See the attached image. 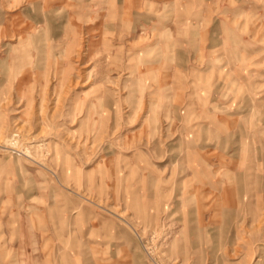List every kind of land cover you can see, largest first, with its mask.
Masks as SVG:
<instances>
[{
	"label": "rangeland",
	"instance_id": "374dc122",
	"mask_svg": "<svg viewBox=\"0 0 264 264\" xmlns=\"http://www.w3.org/2000/svg\"><path fill=\"white\" fill-rule=\"evenodd\" d=\"M114 1L126 10L128 2ZM173 2L157 0L139 9L156 12L157 17L162 10H178L173 20L131 16L123 19L118 33L112 27L102 35L99 29H83L78 49L72 45L78 41L76 34L63 48L70 36L68 20L64 9L54 3L45 8L50 11H43L40 23L26 28L27 36L18 37L11 27L2 31L0 219L4 208L48 207L54 200L66 213L89 207L120 223L144 264H264V195L258 200L259 215H252V221L244 215L233 222L230 228L235 234L230 238L227 227L221 225L204 241L199 237L193 243L187 238L188 201L180 193L181 160L176 157L190 133L180 129L178 113L175 118L163 109L175 106L178 111L191 105L187 108L191 125L197 116L191 110L200 111L212 103L204 97L203 82L194 80L192 60L186 59L182 66L153 65L158 60H184L180 58L183 49L190 48L194 54L211 44L204 52L207 64L211 48L235 49L234 63L243 49L249 59L248 73H260L264 69V0ZM90 3L93 10L105 12L111 5L107 0ZM26 4L27 0H0V24L8 16H20L19 9ZM201 8L205 12L202 30L196 24L199 17L189 16ZM92 21L93 26L96 21ZM91 41L94 50L86 56ZM149 42L165 48L158 58L159 50L145 51ZM69 55L75 56L74 66L63 65ZM181 72L187 74L189 87L178 81ZM25 73H31L32 81L22 80ZM174 84L184 85L178 96L172 91ZM197 84L201 86L195 88ZM4 245L0 236V246ZM11 255H16L14 248Z\"/></svg>",
	"mask_w": 264,
	"mask_h": 264
},
{
	"label": "crops",
	"instance_id": "0c3cea01",
	"mask_svg": "<svg viewBox=\"0 0 264 264\" xmlns=\"http://www.w3.org/2000/svg\"><path fill=\"white\" fill-rule=\"evenodd\" d=\"M90 1L27 0V4L19 9L20 16L7 14L8 17L1 22L0 37L6 27H11L18 37L27 36L26 28H33L40 23L43 11H50L45 8L49 9L53 3L58 9H64L63 14L68 20L67 31L71 37H67L63 48L68 46L67 43L76 34L78 41H73L72 45H77L78 49L79 35L83 29H99L102 35L108 33L112 27L118 33L120 30L117 27L121 22L124 23V18L143 16L158 21L163 18L173 20L179 12L157 11L160 14L158 17L156 12H139V9L148 7L157 0H123L128 2L125 11L121 10L118 3L115 5L114 0H107L111 5L106 12L105 9L93 10ZM163 1L167 3L168 0ZM173 3L176 5L177 0ZM204 14L202 8L189 14L199 17L196 24L201 25V30ZM105 16L112 18L111 21L105 19ZM93 19L96 22L92 26ZM140 25L144 27L143 23ZM148 25L150 27L151 22ZM156 42L159 44V41ZM151 43L145 47V51L159 50L156 53L158 58L161 50L165 48L155 46V42L153 45ZM87 45L86 56L94 50L92 41ZM207 47L197 48L194 54L187 47L189 52L188 49H183L180 57L182 59L183 56L184 60L176 59L171 63L158 60L153 64L182 66L186 59L192 60L191 64L195 66L194 72L191 71L195 74L194 80L203 82L202 86L197 84L195 88L201 86L206 93L204 97L210 98L212 103L200 111L196 108L191 110V113L197 115L191 125L187 118V108L190 110L191 105L178 107V111H175V106L163 109L165 114L171 113L175 118L178 113L182 126L180 129L190 133L184 147L181 143L176 160H181L180 193L188 201L187 218L184 220L185 232L193 243L199 237L204 241L205 238L214 236V228L219 225L227 227L230 238L232 233L235 234V229L230 228L233 222L244 218V215H248L252 221V215H259L262 208L258 200L264 195V69L261 68L260 73H248L249 59L246 54H242L243 49L237 52L238 62L234 63L236 50L223 51L220 46L210 49L213 54L207 64L204 60ZM73 57L75 56L69 55L63 65L74 66ZM241 69L243 72H240ZM205 70L209 72L205 74ZM186 75L181 72L178 81L189 87ZM24 76L23 81H32L31 73H25ZM205 83H208L207 88ZM166 84L167 80L163 86L166 87ZM184 85L177 87L174 84L172 91L175 90L178 96ZM227 85L228 90L225 89ZM186 97L191 98L187 94ZM174 121L175 119L169 126ZM16 205L18 206L17 203ZM59 205L58 201L53 200L48 207L34 205L32 209H28L21 205L4 208L0 219V236H3L5 245L0 246V264H144L130 233L120 223L92 212L89 207L70 209L66 213L65 209L61 211ZM191 212L194 213V218L191 217ZM12 241H15L14 245L11 244ZM11 248H14L15 256L11 255ZM9 249L11 256L8 258L6 253Z\"/></svg>",
	"mask_w": 264,
	"mask_h": 264
},
{
	"label": "bare ground",
	"instance_id": "6f19581e",
	"mask_svg": "<svg viewBox=\"0 0 264 264\" xmlns=\"http://www.w3.org/2000/svg\"><path fill=\"white\" fill-rule=\"evenodd\" d=\"M232 1H233V0H232ZM59 37H60V36H59ZM215 86H216V85H215ZM174 116H175V115H174ZM176 117H177V115H176ZM227 144H228V143H227ZM221 148H222V147H221ZM219 170H220V169H219ZM229 177H230V176H229ZM191 195H192V194H191ZM191 195H190V196H191ZM187 197H188V196H187ZM188 199H190V198L188 197ZM238 199H239V198H238Z\"/></svg>",
	"mask_w": 264,
	"mask_h": 264
}]
</instances>
